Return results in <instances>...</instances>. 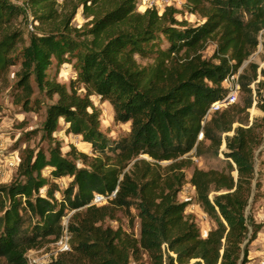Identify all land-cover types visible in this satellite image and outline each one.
<instances>
[{
    "label": "trees",
    "instance_id": "16d2710c",
    "mask_svg": "<svg viewBox=\"0 0 264 264\" xmlns=\"http://www.w3.org/2000/svg\"><path fill=\"white\" fill-rule=\"evenodd\" d=\"M25 5L34 28L28 44L19 48L22 33L16 23L24 12L0 0V82L20 60L11 89L15 105L29 110L33 86L50 98L57 96L46 108L41 127L42 138L54 146L46 153L27 149L16 179L0 186V258L8 264H29L30 251L65 236L67 211L84 207L94 225L112 217V208L129 209L136 201L138 238H129L116 250L106 229L101 234L103 252L88 242L75 250L97 264L138 263L142 253L152 264H247L248 247L264 225L246 214L250 198L261 187L254 168L259 135L254 126H242L239 114L215 112L209 120L205 115L227 95L225 79L257 50L264 0H185L184 10L198 20L194 23L178 21L179 11L171 6L139 12L137 0H26ZM79 9L86 21L82 29L72 25ZM209 45L214 48L205 58ZM139 60L152 62L142 66ZM70 61L83 94L74 81L66 86L48 76L54 62L59 66ZM250 70L256 75L255 65ZM91 95L113 107L116 122L130 123L127 136L114 140L99 131ZM249 107L247 103L241 112ZM60 122L67 125L66 133L91 147L94 157L73 148L62 156L53 137ZM235 122L239 126L232 129ZM229 132L232 136H223ZM205 142L211 155L224 143L223 157L231 163L228 171L194 168L190 176L196 203L215 223L203 237L194 217L186 214V204L176 200L184 163H176L174 174L145 194L129 173L117 170L142 155L154 162H175L200 153ZM46 167L54 180L72 179L60 199L55 196L58 187L47 185L42 176ZM113 193L107 205L91 204L94 194Z\"/></svg>",
    "mask_w": 264,
    "mask_h": 264
},
{
    "label": "rangeland",
    "instance_id": "374dc122",
    "mask_svg": "<svg viewBox=\"0 0 264 264\" xmlns=\"http://www.w3.org/2000/svg\"><path fill=\"white\" fill-rule=\"evenodd\" d=\"M16 5L23 12V18L17 21L16 25L22 33V38L18 42V47L22 48L28 44L30 32L34 26L31 16L25 5L26 0H7ZM61 2V0H58ZM185 0H172L171 7L179 11L176 15L178 21H187L188 23L198 22L197 18L189 15L184 10ZM149 6L147 1L137 0V9L139 12H144ZM86 21L79 9L72 25L77 29H82ZM214 46L209 45L203 52L205 58H209L212 54ZM142 66L148 65L152 60H139ZM74 61L66 62L62 65H57L55 62L48 72V76L53 78L57 83H64L68 86L70 81H74V86H78L79 92L84 93V87L76 81L77 75L74 72ZM256 66V75L250 70V66ZM20 69V60H17L13 66L8 68L4 80L0 82V186L7 185L16 179L17 168L22 161L27 149H41L47 152L49 147L54 146V142L42 138V123L45 117L46 108L57 100V96L52 98L46 96L33 86V96L30 99L29 110H23L20 106L15 105L12 86L16 81V75ZM264 30L259 38L257 50L243 64L241 69L236 73L239 90L234 103L222 107L220 111H228L229 114L238 115L242 118V126H254L256 133L259 135L260 145L254 152V168L256 176L260 181L261 187L258 192L249 200V206L246 208V214L253 216L255 222H264ZM241 77H244L243 79ZM245 84V88L242 87ZM226 89L227 86L224 85ZM228 91V90H227ZM98 115H99V131L110 139L118 140L127 136L130 132V123H119L114 120L113 107L106 101L100 99L96 95L90 97ZM249 103L250 107L244 111L245 105ZM208 118L207 120H209ZM236 119V118H235ZM241 122V121H240ZM239 126L238 122L232 125V129ZM60 129L53 134L55 141L61 145L62 156L73 148L77 153H83L89 157H94L91 147L81 137L66 133L67 125L63 122L59 123ZM229 132L223 136H232ZM207 142L202 146L200 153L194 152L188 157H183L175 162H154L145 155H142L133 160L123 170H117L118 173H129L136 180L140 187L143 188V193L155 191L154 186L160 184L162 180L174 174L176 163H184L182 169L184 181L181 190L176 194V200L180 203H185V212L194 217V220L203 236L215 223L202 211V208L196 203L195 190L189 184L190 176L194 168L201 170H224L228 171L229 163L227 162L222 152L225 150L224 143L221 145L217 155H211L206 149ZM47 155V154H46ZM71 160V157H66ZM76 167H81L80 162H75ZM178 164V165H179ZM117 169V168H116ZM51 169L46 167L42 170V176L45 178L47 185H55L58 191L55 193L57 199H60L61 194L70 186L71 178L65 176L61 179L54 180L50 175ZM232 176L236 177L235 171ZM121 177V174H120ZM48 186L40 190L42 195L45 194ZM212 195V194H211ZM107 205H96L102 207ZM112 217L105 219L102 222L92 225L88 222L90 216L85 215V208H79L66 212V217L63 220L64 241L68 245L67 251H61L59 243H49L39 250L30 251L26 257L29 264H47L50 261L60 259L65 264H97L94 258H88L85 255L79 254L74 247L88 242L89 245L101 247L103 252L105 246L102 244V232L109 229L113 234L116 250L126 246V240L129 238H138L140 232V218L136 201L129 209L112 208ZM91 225V226H90ZM72 227V230L71 228ZM251 250L250 246L248 251ZM254 260L247 264H255ZM0 264H8L5 259L0 258ZM128 264H152L151 259L147 254L142 253L138 263L133 259H129Z\"/></svg>",
    "mask_w": 264,
    "mask_h": 264
},
{
    "label": "built area",
    "instance_id": "2783aa9c",
    "mask_svg": "<svg viewBox=\"0 0 264 264\" xmlns=\"http://www.w3.org/2000/svg\"><path fill=\"white\" fill-rule=\"evenodd\" d=\"M142 1H147L149 6H154V8H157L159 10H163L165 7H169L172 2V0H142ZM150 8H153V7H150ZM224 84L228 88L227 95L222 100L217 101L211 105L210 109L207 111L205 115V120L210 118V116L213 113L220 111L222 107H225L235 102L236 96L239 90L236 74L229 75L225 79ZM201 138H202V134L199 135L198 139L200 140ZM114 196H115V193L111 194L110 196L94 194L91 204L99 205V206L104 205ZM63 239L64 237L58 241L59 248L61 251H67L68 245L66 241H64Z\"/></svg>",
    "mask_w": 264,
    "mask_h": 264
},
{
    "label": "crops",
    "instance_id": "0c3cea01",
    "mask_svg": "<svg viewBox=\"0 0 264 264\" xmlns=\"http://www.w3.org/2000/svg\"><path fill=\"white\" fill-rule=\"evenodd\" d=\"M257 223L264 224L262 221H257ZM207 233L208 232H206L203 237H206ZM249 246L251 250L248 251V262L254 260L253 262L255 264H264V225L257 234L256 239L251 242Z\"/></svg>",
    "mask_w": 264,
    "mask_h": 264
}]
</instances>
